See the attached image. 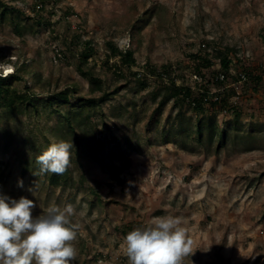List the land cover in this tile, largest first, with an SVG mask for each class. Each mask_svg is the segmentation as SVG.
Returning a JSON list of instances; mask_svg holds the SVG:
<instances>
[{"label":"rangeland","instance_id":"374dc122","mask_svg":"<svg viewBox=\"0 0 264 264\" xmlns=\"http://www.w3.org/2000/svg\"><path fill=\"white\" fill-rule=\"evenodd\" d=\"M1 1L22 13L15 14L23 28L20 36L13 33L9 18L0 21V70L25 71L15 88L22 92L30 86L31 94L46 96L75 87L76 97H88V84L76 66L83 47L79 43L90 42L88 68L103 81V91L119 90L102 105L103 116L97 111L82 131L75 127L80 157L73 155L70 180L58 187L49 184L46 174L33 175L40 167L35 158L48 144H74L57 115L0 117V145L6 139L10 143L6 151L0 147V191L33 200V216L53 202L74 205L72 219L81 225L74 264H128L125 235L164 215L181 217L193 240L194 254L185 264H264L262 89L237 125L230 116H217L216 127L227 133L218 148V138L208 143L206 126L202 144L179 129L171 104L160 110L154 125L156 104L150 93L139 91L125 68L124 78L118 79L102 65L108 54L105 43L111 42L133 51L132 71L146 63L170 65L191 86L188 56L227 47L232 50V75L242 62L262 72L264 0H56L41 15L53 25L49 30L26 20L33 0ZM152 87L156 85L148 91ZM71 106L77 107L75 100ZM204 118L205 123L210 117ZM195 121L194 116L192 125ZM35 181L38 190L29 192Z\"/></svg>","mask_w":264,"mask_h":264},{"label":"trees","instance_id":"16d2710c","mask_svg":"<svg viewBox=\"0 0 264 264\" xmlns=\"http://www.w3.org/2000/svg\"><path fill=\"white\" fill-rule=\"evenodd\" d=\"M11 1L18 2L19 0ZM55 1L33 0L30 9L25 11L29 13L26 20L33 19L38 27L45 26L48 30L51 26L53 28V25L50 26V22L47 19L44 21L41 15L46 10V6ZM16 13L22 15L18 8L7 6L0 0V21L3 22L5 18H9L13 33L20 36L23 28L20 26L21 21L15 18ZM76 33L73 32V34ZM74 41L79 42L80 39L76 37ZM90 44V42L79 43L83 47L77 57L78 64L76 66V72L88 84L89 96L86 98L76 97L75 87L65 88L46 96L31 94L30 86H25L24 91L21 92L14 86L24 80L23 73L25 71L22 68H16L5 77L0 76V117L13 114L15 116L31 114L38 118L41 115L50 117L56 114L59 119L58 123L62 126V131L68 132L74 139V147L71 149V152L74 149V153L71 156V162L73 155L77 160L80 157L81 143L80 138L75 133V127L82 131L85 122L97 111L103 116L104 114L101 112L102 105L111 96L116 95L119 90L114 88L108 93L103 91V81L92 68H88V59L92 57ZM70 46H73L72 42H70ZM202 47L206 48V45H202ZM105 48L108 54L102 62L104 72L110 73L118 79H123V69L125 68L134 79L138 90L150 93L152 103L156 104V109L152 115L154 125L158 124L160 110L167 104H171V109L175 112V116L172 118L173 123L178 121L179 129L193 133L200 144H202L203 128L206 126L208 143H212L213 139L218 138V148H221L227 138V133L226 131H219L216 127L217 116L223 118L230 116L233 123L237 125V123H240V116L246 112L245 108L249 109V103L255 101L253 96L260 88L264 99V68L262 72H259V68L250 67L242 62L237 72L232 75L233 59L229 54L232 50L227 47H225L224 52L214 49L215 53L209 54L207 48V50L201 49L203 51L201 53L188 56V73L192 80L191 86L184 83L185 80L182 76L176 74L175 67L170 65L155 67L150 63H146L141 70L132 71V68L136 66L132 50H120L111 42H106ZM110 61L112 62L110 63ZM219 73L224 75L223 81L214 80ZM192 76H196L200 81L193 80ZM240 76H243L245 80L241 81ZM152 83L156 87H152L148 91ZM228 85L238 87L239 95L236 100H234L236 90L231 86L227 87ZM213 90H216V92L213 93ZM95 94L100 95L94 96ZM213 98H216V100L213 101ZM71 100H75L76 108L71 106ZM127 106H124L123 109H126ZM65 107L69 108L65 109ZM194 116L196 121L192 125L191 120ZM204 117L210 118L204 123ZM235 131L238 132V130ZM1 132L5 134L4 130ZM9 144L6 139L0 147H3L6 151ZM49 146L50 144L47 145V147ZM35 161L37 163V157ZM70 167L62 175L46 173L49 184L54 187L66 185L70 180ZM2 176L3 174L0 172V180Z\"/></svg>","mask_w":264,"mask_h":264},{"label":"clouds","instance_id":"9594fccd","mask_svg":"<svg viewBox=\"0 0 264 264\" xmlns=\"http://www.w3.org/2000/svg\"><path fill=\"white\" fill-rule=\"evenodd\" d=\"M1 71V70H0ZM73 141H53L37 157L35 176L62 175L71 164ZM17 186L24 187L23 180ZM39 188L37 181L29 192ZM36 203L25 196L12 198L0 191V264H74L78 256L75 241L81 225L74 222V205L50 203L33 216ZM123 246L128 264H185L193 251L182 218L164 215L129 231Z\"/></svg>","mask_w":264,"mask_h":264},{"label":"built area","instance_id":"2783aa9c","mask_svg":"<svg viewBox=\"0 0 264 264\" xmlns=\"http://www.w3.org/2000/svg\"><path fill=\"white\" fill-rule=\"evenodd\" d=\"M57 56L60 57L59 54ZM192 79L196 80V81H200V79L197 78L196 76H192ZM240 79H241V81L245 80V78L243 76H240ZM214 80L215 81H223L224 80V75L219 73V74H217V76L215 77ZM229 86H231L232 88H234L236 90V96L234 97V100H236L238 98L237 96L239 95V89H238V87L236 85H228L227 87H229ZM212 92L215 93L216 90H213ZM214 100H216V98H213V101Z\"/></svg>","mask_w":264,"mask_h":264},{"label":"bare ground","instance_id":"6f19581e","mask_svg":"<svg viewBox=\"0 0 264 264\" xmlns=\"http://www.w3.org/2000/svg\"><path fill=\"white\" fill-rule=\"evenodd\" d=\"M12 71H13L12 69H10V68H7V70H6V72H5V73L7 74V73H10V72H12Z\"/></svg>","mask_w":264,"mask_h":264}]
</instances>
